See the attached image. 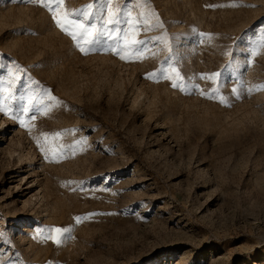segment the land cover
<instances>
[{
    "label": "rangeland",
    "instance_id": "1",
    "mask_svg": "<svg viewBox=\"0 0 264 264\" xmlns=\"http://www.w3.org/2000/svg\"><path fill=\"white\" fill-rule=\"evenodd\" d=\"M0 264H264V0H0Z\"/></svg>",
    "mask_w": 264,
    "mask_h": 264
},
{
    "label": "snow or ice",
    "instance_id": "2",
    "mask_svg": "<svg viewBox=\"0 0 264 264\" xmlns=\"http://www.w3.org/2000/svg\"><path fill=\"white\" fill-rule=\"evenodd\" d=\"M61 2H62V0H61ZM57 23L59 24V21H57ZM61 27H63L62 25H61ZM91 43V42H90ZM83 50V49H82ZM123 58V57H122ZM174 87L176 86V85H173ZM233 91H235V89L233 90ZM56 231L57 232H61L62 230H60V229H56Z\"/></svg>",
    "mask_w": 264,
    "mask_h": 264
}]
</instances>
